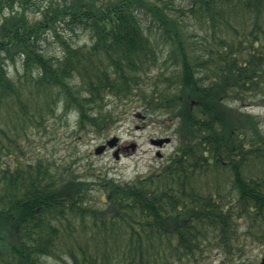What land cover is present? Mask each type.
I'll return each instance as SVG.
<instances>
[{
	"label": "trees",
	"instance_id": "1",
	"mask_svg": "<svg viewBox=\"0 0 264 264\" xmlns=\"http://www.w3.org/2000/svg\"><path fill=\"white\" fill-rule=\"evenodd\" d=\"M252 104L264 105V0H0V264H196L264 249V130L241 109ZM128 107L163 116L176 138L146 174L120 182L72 168L78 157L29 156L34 129L74 114V137L105 136Z\"/></svg>",
	"mask_w": 264,
	"mask_h": 264
},
{
	"label": "rangeland",
	"instance_id": "2",
	"mask_svg": "<svg viewBox=\"0 0 264 264\" xmlns=\"http://www.w3.org/2000/svg\"><path fill=\"white\" fill-rule=\"evenodd\" d=\"M42 0H39L41 2ZM46 2L61 0H44ZM187 0H175V5L186 4ZM190 31L196 36V41L200 40V31L195 30L193 22H187ZM194 29V30H193ZM60 35L64 36L74 45H83L91 42L88 33L80 28L70 29L66 26L58 28ZM43 47L49 54L59 55L60 46L56 37L48 32L42 41ZM13 67H10L12 73ZM242 110L252 113L260 121V126L264 130V105L252 104L241 107ZM146 115L141 119V115ZM75 115L71 114L67 122L59 124L55 121L49 128L34 129L30 136V157L43 155L56 162L63 163L76 159V163L72 164V168L83 171L84 167L90 166L92 169L102 170L107 173L108 177L120 182H127L136 176L146 174L153 167L158 166L164 161L176 145V138L172 134V128H164L161 123L163 116L153 117L142 112L140 108L128 107L126 113L122 114L120 119L109 129L105 136H99L92 133H83L74 137L72 135L76 128ZM32 131V130H31ZM117 136L121 145L126 146L119 152L118 158L114 157V150L109 149L101 154H95L94 149L103 144L107 139ZM170 136L171 142L161 150L164 157H157L155 149L150 144V138ZM135 143V148L131 144ZM74 150V151H73ZM245 253L248 258L227 260L223 254L212 252L210 256L196 264H260V260L264 257V249L257 244L247 245ZM50 264H59L50 262Z\"/></svg>",
	"mask_w": 264,
	"mask_h": 264
},
{
	"label": "water",
	"instance_id": "3",
	"mask_svg": "<svg viewBox=\"0 0 264 264\" xmlns=\"http://www.w3.org/2000/svg\"><path fill=\"white\" fill-rule=\"evenodd\" d=\"M118 138L117 137H112L111 139L107 140L106 144H103V145H100V146H97L95 149H94V153L95 154H101L105 148L108 146L110 148L114 147L117 145V142H118ZM171 141V138L170 137H164V138H153L150 140V142L152 144H155V145H159L161 146L162 144L164 143H169ZM114 157L115 158H118V150L114 151ZM157 155H160V152L158 151L157 152ZM261 264H264V259L262 260Z\"/></svg>",
	"mask_w": 264,
	"mask_h": 264
},
{
	"label": "flooded vegetation",
	"instance_id": "4",
	"mask_svg": "<svg viewBox=\"0 0 264 264\" xmlns=\"http://www.w3.org/2000/svg\"><path fill=\"white\" fill-rule=\"evenodd\" d=\"M131 147H132V144H131ZM163 147H164V145H163ZM125 148H126V146H122V145L120 144V140H119V142H118V150H119V152H120L121 150L125 149ZM153 148H154L155 150H157V146H153ZM107 150H109V149L106 148L105 151H107ZM161 157H162V156H161Z\"/></svg>",
	"mask_w": 264,
	"mask_h": 264
}]
</instances>
